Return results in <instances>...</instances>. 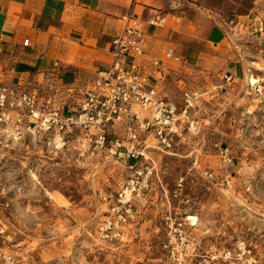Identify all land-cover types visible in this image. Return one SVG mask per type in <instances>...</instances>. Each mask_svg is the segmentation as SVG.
Here are the masks:
<instances>
[{
	"label": "rangeland",
	"instance_id": "1",
	"mask_svg": "<svg viewBox=\"0 0 264 264\" xmlns=\"http://www.w3.org/2000/svg\"><path fill=\"white\" fill-rule=\"evenodd\" d=\"M179 1L170 21L192 32V40L214 57L212 65L220 72L231 74L226 72L236 67L238 75L226 84L223 74L215 83L222 87L214 99L206 96L192 113L199 122L197 132L184 127L173 152L153 151L163 187L155 184L148 203L138 205L127 242L110 243L99 232L127 176L125 164L104 154L57 153L45 137L19 136L0 124V264H173L165 248L170 240L181 250L188 246L190 264H264V105L250 93L247 81L264 68V36L235 37L234 31L223 39L224 29L215 21L216 13L264 15V0ZM134 3L89 0L85 8L128 22ZM81 17L75 16V25ZM217 39L221 46L216 49L208 41ZM56 50L58 59L37 67L23 57L25 70L0 54V82H21L38 92L43 109L68 114L94 72ZM56 61L61 65L55 67ZM180 77L172 74L164 89L176 102L184 84L180 81L187 88L205 82ZM205 171L216 179L208 180ZM182 178L184 188L176 198ZM190 215L198 218L196 225ZM174 222L182 224V239L173 231Z\"/></svg>",
	"mask_w": 264,
	"mask_h": 264
},
{
	"label": "built area",
	"instance_id": "2",
	"mask_svg": "<svg viewBox=\"0 0 264 264\" xmlns=\"http://www.w3.org/2000/svg\"><path fill=\"white\" fill-rule=\"evenodd\" d=\"M215 16L227 38L234 31L245 37L264 36V15L259 12ZM125 20L128 25L113 39L109 50L111 64L94 72L77 107L68 114L57 108L43 109L38 92L21 82L15 85L0 82V124L7 125L15 134L45 137L57 153L73 150L80 157L104 154L127 166L125 181L99 226L102 239L119 244L127 242L138 205L147 204L155 184L163 187L153 151L173 152L175 139L182 136L184 127L197 132L199 122L192 113L199 110L206 96L207 101L213 100L217 89L222 87L187 88L183 84L179 86L180 101H174L164 89L168 77L177 73L170 65L182 64L181 57L169 49L162 58H150L143 23L136 14ZM167 22L164 14H156L146 24L162 28ZM23 46H29L28 39ZM252 78L257 83H252ZM249 80L250 93L264 105V68L257 70V74L251 73ZM223 81L230 84L236 80L232 74H225ZM204 175L210 181L216 179L213 172L205 171ZM183 188L182 178L174 192L176 198L181 196ZM166 219L171 220L170 216ZM181 227L182 224H176L173 231L182 239ZM0 233L4 230L0 229ZM174 243L170 240L165 246L173 264H190L188 246L181 250Z\"/></svg>",
	"mask_w": 264,
	"mask_h": 264
},
{
	"label": "crops",
	"instance_id": "3",
	"mask_svg": "<svg viewBox=\"0 0 264 264\" xmlns=\"http://www.w3.org/2000/svg\"><path fill=\"white\" fill-rule=\"evenodd\" d=\"M88 1L81 0L77 5L74 0H0V54L9 60L19 61L16 68L22 66L25 70L27 66L22 64L23 57L34 60L37 67L41 63L58 59L56 49L59 48L65 52L66 59L73 57L76 65L92 69L93 72L107 67L112 62L109 52L112 41L125 30L129 22L86 9ZM180 3L179 0H135L132 12L144 25L148 56L162 58L167 50L173 49L183 62L176 67V64L170 67L176 70L183 80L188 78L199 80L198 82L204 80L205 82L201 83V88L204 89L219 83L220 77L225 73L212 65L214 57L212 56L211 60V57L205 55L195 40H192V32L187 27L177 28L170 21L171 12ZM188 4L201 9L195 3ZM79 14L82 17L78 25H75L73 21ZM156 14H164L167 17L166 26L152 28L146 24ZM215 30L218 29L214 27L213 31ZM219 31L222 33L220 29ZM233 36L245 37L236 33ZM222 38L227 39L223 33ZM27 39L29 46L24 47L23 43ZM218 39L208 43L217 49L221 46ZM176 42L187 44V47L182 50ZM55 63L61 65L56 61L54 66ZM235 68L226 73L237 76ZM181 82L186 84L185 81ZM197 87L199 88V85Z\"/></svg>",
	"mask_w": 264,
	"mask_h": 264
},
{
	"label": "bare ground",
	"instance_id": "4",
	"mask_svg": "<svg viewBox=\"0 0 264 264\" xmlns=\"http://www.w3.org/2000/svg\"><path fill=\"white\" fill-rule=\"evenodd\" d=\"M248 83H250L249 77L247 78ZM252 83H257L256 78H252ZM249 113H252L251 111H249ZM188 220L193 221V225L197 224L198 218L196 216H189Z\"/></svg>",
	"mask_w": 264,
	"mask_h": 264
}]
</instances>
